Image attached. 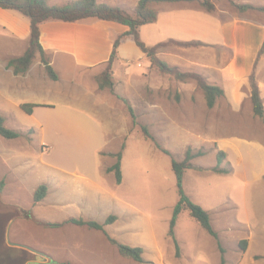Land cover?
<instances>
[{
    "label": "crops",
    "instance_id": "0c3cea01",
    "mask_svg": "<svg viewBox=\"0 0 264 264\" xmlns=\"http://www.w3.org/2000/svg\"><path fill=\"white\" fill-rule=\"evenodd\" d=\"M47 1L50 5L61 6L76 0ZM96 1L122 7L132 13L140 0ZM194 2L199 3L197 0ZM150 5L157 11L158 19L139 28L141 41L149 47L172 39L198 43L197 47L184 49L183 52H159L157 56L170 65L197 71L209 84L221 87L224 95L218 98L213 108L207 106L204 94L193 82L177 84L178 94L172 96L176 102L172 100L171 104L148 103L149 91L155 94L165 91L168 89L167 84L172 81L155 71L151 59L132 36H125L129 31L127 26L106 20H50L41 23L40 43L58 79L52 80L46 73L45 64L37 59L28 71L16 73L9 67V61L22 56L28 49L31 21L16 10L0 7V116L4 118L5 125L11 124V127H7L21 132L28 130L35 134L75 129L82 142L88 139L86 133L92 131L94 144L91 155L93 159L101 160L99 155L96 157L97 153L115 152L107 149L113 144L106 143L117 140V134L122 138L128 131L126 125L129 122L116 99L122 96L135 100V94H139L140 100L143 101L142 112L154 110L156 116L161 118L163 131H173L175 126L179 128L182 125L179 119L169 118V110L172 111L171 116L183 115L186 118L182 126L194 137L191 139L193 144H185V154L189 147L199 150L205 142L213 141L218 144L214 135H209L215 129L213 124L219 127V131L226 128L240 133L235 139L226 141L229 147L225 152L229 158H232L233 153L243 157L247 163L251 161L254 164L252 170L249 168L241 173L243 180L251 182L250 186L253 187L255 182L264 179V115L261 118L254 115L250 87V77L254 73L264 102V53L260 54L264 44V11L218 8L209 12L202 6L182 2ZM120 36L123 38L112 63L115 83L113 94L108 89L99 87L97 76L107 67L114 51V43ZM135 67L142 70L136 71ZM170 98L167 93L166 101ZM25 104L35 105L31 114L22 109ZM212 111L219 112L218 123H213ZM165 118H168V121ZM233 118L240 120L234 121ZM204 133L208 135L202 137ZM43 145L46 144H42L41 148ZM25 148V144H14L13 148L9 145L3 149L4 153L1 155L11 164L17 160L23 162L20 165L21 171L36 170L35 174L46 178L41 181L35 175L31 177L37 185L32 182L29 191L35 192L37 186L42 183L48 186L43 204H38L34 209L39 218L53 223L64 222L70 218L97 221L100 220V212L104 211L117 216L120 229L130 230L131 218H128L135 212L127 199L115 197V205H112V201L109 202V197L113 195L108 193L100 168L96 165L86 167L81 163L80 168L71 172L66 169V164L48 162L35 169L37 165L34 166L31 158L23 151ZM41 153L44 155V152ZM207 155L208 153L195 158L192 164L202 167L197 162ZM188 170L191 171L189 183H192L197 175L203 178L199 173L205 172V169ZM186 175L187 172L184 175V189L191 200L195 201L188 192ZM214 175L223 176L220 173ZM28 180L30 181V176L26 175L27 185ZM124 181L125 176L123 183ZM50 194L54 197L47 206L44 203ZM100 196L106 200L104 208L99 212L93 204L98 202L97 198ZM84 198H88L90 203L84 204ZM248 198L252 199L247 201L252 208L248 206L239 210L245 209L252 215H240L237 217V223L245 229L259 228L264 236V224H258L256 213L264 208L255 207L253 193L248 192ZM200 202L197 204H201ZM220 203L218 202L217 206H209L207 203L203 205L206 209L209 208L207 210L210 212ZM252 234L255 235L254 232ZM248 242L243 240L242 244L246 245ZM20 243L27 246L24 250L31 253L28 246L30 243L23 240ZM155 243L158 258H162V247L159 241ZM252 264L259 263L253 259Z\"/></svg>",
    "mask_w": 264,
    "mask_h": 264
},
{
    "label": "rangeland",
    "instance_id": "374dc122",
    "mask_svg": "<svg viewBox=\"0 0 264 264\" xmlns=\"http://www.w3.org/2000/svg\"><path fill=\"white\" fill-rule=\"evenodd\" d=\"M211 1H213L216 10L219 8V10L240 11L239 6L246 4L264 7V0ZM198 2L183 1L182 3L201 6L200 1ZM131 14L135 15V11ZM158 44L162 45L156 52L157 58L159 52H183L184 49L199 45L195 42H184L176 39ZM36 59L41 61L39 55ZM158 59L170 67H178L185 72L197 73L192 69L186 70L182 66L170 65L162 58ZM153 67L157 73L169 78L172 83L167 84L168 89L159 91L160 93L155 94L153 91H149L148 103L171 104L172 100L176 102L172 96L178 94L179 87L177 84L181 82H193L204 94L195 79L183 82L176 79L174 75L159 72L157 66L153 65ZM135 70L141 71L142 69L135 67ZM111 93L115 94L114 90ZM167 93L171 96L168 102L166 101ZM135 97V100L126 99L122 96L116 99L121 104L119 106H121L125 118L129 122L126 125L128 131L123 134L122 138L117 134V140L106 143L113 144L107 149L115 152L97 153L96 157L99 155L101 160H95L91 155L92 144H94L92 142L94 137L92 131L86 133L89 139L86 142L79 139V133L75 129L67 132H36V134L27 130L23 137L12 140L0 136V183L3 181V187L0 189V264H57L59 262H71L73 264H221L222 252L219 249L217 240L191 217L188 210L180 214L177 223L178 229L177 225L175 228L176 239L178 242L180 240V255H177L174 242L169 236L170 220L175 204L179 200L171 160L175 158L182 161L185 157V144H193L191 139L194 135L182 126L185 124L186 118L183 115L179 117L171 116L172 111L169 110V118L172 120L179 119L182 125L179 128L175 126L173 131H163L161 118L156 116L154 110L147 111V113L142 112L143 101L140 100L139 94H135ZM119 106L118 108H120ZM130 108L134 112V117ZM212 114L213 123H218L219 112L212 111ZM233 120L240 119L233 118ZM142 125L148 128L153 139L146 138L143 135ZM7 126L11 127V124H7ZM213 126H215V129L209 135H214L218 144L213 141L201 144L199 150L205 151L208 155L200 159L197 164L206 169L204 173H199L202 174L203 178L197 175L192 183H189L191 171L186 170L188 192L193 199L197 200V202H195L196 200L193 201L195 203L201 201L199 205L204 208L206 206L203 204L217 206V203L221 202L220 209H218L219 206L214 207L213 211L210 212L208 211L209 208H207L208 210L205 209L209 212L213 227L218 233L224 249L223 255L226 264H252L253 259L259 264H264V236L261 234V229H245L243 225L237 223V217L239 218L240 215H252L250 211L245 210L246 207H251L247 203V201L252 200L248 198V192L254 195L255 207L264 208V179L255 182L253 187L250 186L251 182L247 183L243 180L241 173L249 168L252 170L254 164L250 160L247 163L243 157H240V155L235 156L233 153L232 158H229L226 152L227 157L221 165L222 168L231 170L229 174L218 176L214 175L216 172L208 169L217 165V153L220 149L227 151L229 144H226V141H231L236 136L241 135L226 128L219 131L216 124H213ZM20 127L23 128L24 126ZM207 135L204 133L201 136ZM14 144H25L26 148L23 151L31 158L34 166L37 165L35 169L43 163L48 164V162L66 164V169L71 172L75 171L76 168H80L82 164L86 167L96 165L103 174L102 179L108 193L113 195L109 197V202L112 201V205H115L114 198L119 197L127 199L131 204V208L135 213L129 215L128 218H131L130 230L123 231L120 229L116 220L117 216L102 211L106 200L102 196L97 198L98 202L96 204H93L95 209L99 212L102 211L98 217L100 220L97 221L104 223L110 216L116 217L112 224L105 226V231L92 230L71 223L58 227L48 226V223L53 222L41 219L34 213L35 207L38 204L41 206L45 199L36 204L34 203L35 192L29 191L32 182H34L31 177L35 175L41 181L46 178L35 174L36 170L21 171L20 165L23 162L19 160L11 164L3 158L1 155V153H4L3 149L9 145L13 148ZM42 144L46 145L41 148ZM164 150H168L171 156L167 155ZM193 150L194 152L199 151L198 149ZM41 151L44 152V155ZM120 151L123 155L122 172H124L125 181L117 184L114 173H109L107 169L116 163L117 159L114 155ZM237 172H240V174ZM26 175L30 176L29 185L25 183ZM53 197L54 195L50 194L44 204L50 205L49 202ZM87 199L84 198V204L90 203ZM100 208L101 210H99ZM239 208L240 210L245 209L240 211ZM256 213L258 224L263 226L264 209ZM21 232L24 233L20 234ZM252 232L255 233L254 236ZM107 234L121 243L142 247L144 249V261L140 263L121 256L117 248L110 243ZM22 240L31 244L28 245L31 248V253L24 250L27 249V246L20 243ZM243 240L249 242L243 245ZM157 241L162 247V258H158L156 252L155 242ZM62 243L65 244L62 245ZM242 245L245 249L242 248Z\"/></svg>",
    "mask_w": 264,
    "mask_h": 264
},
{
    "label": "trees",
    "instance_id": "16d2710c",
    "mask_svg": "<svg viewBox=\"0 0 264 264\" xmlns=\"http://www.w3.org/2000/svg\"><path fill=\"white\" fill-rule=\"evenodd\" d=\"M183 1H196V0H140L137 4L135 15L131 14L128 10L112 6L104 3H98L96 0H76L61 6L50 5L47 0H0V7L3 9L16 10L23 15L27 16L31 21V37L30 45L25 53L17 58H13L9 61V67H12L16 73H25L30 69L38 55L41 61L45 64V69L47 75L52 80H57L58 75L50 65V60L44 52L40 43V24L50 20H59L65 22H77L86 19H100L111 22H117L119 24L125 25L129 28V31L125 36H132L137 45L149 56L152 64L158 67V71L164 74L174 75L176 79L180 81H187L189 79H195L201 89L204 92L207 106L213 108L216 105L217 99L224 95V90L216 85L209 84L200 74L195 72H185L180 70L178 67H170L165 62H162L156 57V52L160 45L149 47L144 42L141 41L139 28L142 25L153 23L158 19V13L150 7L151 3H163V2H183ZM202 7H204L209 12H214L216 7L211 0H198ZM240 11H247L249 9H258L264 11V7H255L251 4L240 5ZM124 36V35H123ZM123 36H120L114 43V51L107 67L103 72L97 76V82L101 89L114 90V80L112 63L116 57L117 49L121 43ZM264 53V44L260 50V54ZM259 54V55H260ZM250 87H251V100L253 104V113L256 117H263L264 115V102L260 95L258 81L256 75L253 73L250 77ZM35 105L25 104L22 105V109L27 113L31 114ZM131 114L134 117V112L130 108ZM143 135L146 138L153 139L148 128L144 125L141 126ZM32 132V131H31ZM25 132L17 131L8 128L5 125V120L0 116V136L5 139L12 140L23 137ZM167 155L171 156L168 150H164ZM206 154L205 151L199 150L194 152V150L189 147L186 151L185 158L182 161H178L175 158L171 160L172 171L176 177V186L178 191L179 200L174 207L173 215L169 224V236L172 238L177 255H180L179 242L176 239L175 228L177 225V220L179 215L188 210L192 218H194L201 227L207 231L211 236H213L218 243L219 249L222 252L221 264H226L224 258V249L219 240L218 233L215 231L213 224L211 222V217L209 212L204 209L201 205L195 203L190 199L184 189V175L186 170L191 168L196 169H206L203 167H197L192 164V161L200 156ZM116 163L108 168V172L114 173L117 184H121L123 181L122 172V152L115 154ZM227 154L223 150H219L217 153V165L213 168H208L216 173L229 174L230 169L222 168L224 160ZM3 187V181L0 183V189ZM48 192V186L46 184H41L34 193V203L38 204L44 200ZM115 216H110L106 219L104 223H99L93 220H84L82 218H70L63 223H48V226L58 227L64 224H74L80 227H87L92 230L105 231V226L112 224L115 221ZM107 237L110 243L117 248L119 254L125 258L132 259L136 262L142 263L144 261L143 253L144 249L139 246H131L124 244L116 240L115 238L109 236ZM242 248L245 247L242 245ZM57 264H73L71 262H59Z\"/></svg>",
    "mask_w": 264,
    "mask_h": 264
}]
</instances>
